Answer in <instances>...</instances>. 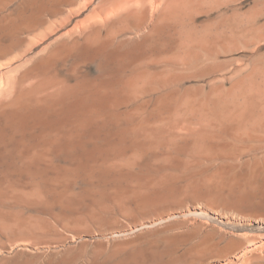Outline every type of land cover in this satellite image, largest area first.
Masks as SVG:
<instances>
[{"label":"bare ground","instance_id":"6f19581e","mask_svg":"<svg viewBox=\"0 0 264 264\" xmlns=\"http://www.w3.org/2000/svg\"><path fill=\"white\" fill-rule=\"evenodd\" d=\"M0 264H264V0H0Z\"/></svg>","mask_w":264,"mask_h":264},{"label":"rangeland","instance_id":"374dc122","mask_svg":"<svg viewBox=\"0 0 264 264\" xmlns=\"http://www.w3.org/2000/svg\"><path fill=\"white\" fill-rule=\"evenodd\" d=\"M246 2H248V1H246ZM21 179H22V180H25V178H24V177H22Z\"/></svg>","mask_w":264,"mask_h":264}]
</instances>
